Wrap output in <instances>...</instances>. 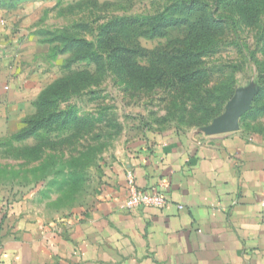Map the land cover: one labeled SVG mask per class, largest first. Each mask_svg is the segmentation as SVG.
I'll return each mask as SVG.
<instances>
[{
	"label": "rangeland",
	"instance_id": "374dc122",
	"mask_svg": "<svg viewBox=\"0 0 264 264\" xmlns=\"http://www.w3.org/2000/svg\"><path fill=\"white\" fill-rule=\"evenodd\" d=\"M182 1L191 0H0V194L24 217L56 222L86 206L98 176L143 134L204 132L241 110L239 127L264 135L260 25L226 30L215 52L204 56L208 75L200 96L217 112L209 119L194 107L195 93L181 99L166 83L128 85L110 67L105 32L125 24L110 35H119L130 62L166 68L164 51L186 27L161 23L152 31L151 23L182 18L176 7ZM174 5L173 15L160 16ZM223 10L220 16L232 12ZM220 90L232 93L218 111ZM39 115L58 121L36 130ZM72 117L78 121L67 123Z\"/></svg>",
	"mask_w": 264,
	"mask_h": 264
},
{
	"label": "crops",
	"instance_id": "0c3cea01",
	"mask_svg": "<svg viewBox=\"0 0 264 264\" xmlns=\"http://www.w3.org/2000/svg\"><path fill=\"white\" fill-rule=\"evenodd\" d=\"M97 179L56 222L1 193L0 264H264V135L143 134ZM130 180L167 206L123 209Z\"/></svg>",
	"mask_w": 264,
	"mask_h": 264
},
{
	"label": "trees",
	"instance_id": "16d2710c",
	"mask_svg": "<svg viewBox=\"0 0 264 264\" xmlns=\"http://www.w3.org/2000/svg\"><path fill=\"white\" fill-rule=\"evenodd\" d=\"M216 3V4H214ZM175 5L166 9L160 16L164 18L166 15H173L172 12ZM182 18L170 19L165 17L163 22L151 23V26L155 25L152 31H159L161 23L162 27L166 28L173 25V28L180 29L185 28L183 37L176 38L172 42V46L168 48L165 53L167 57L164 59L166 68L161 66L150 65L149 68H142L136 64L131 63L130 59L126 57L124 49V43L120 40L118 34L110 35L112 32H118L125 26L120 24L118 27H113L106 30L108 34L104 38V47L108 49L106 58L110 61V67H114V70L119 74L120 78L128 85H141V87H153L159 85H166L173 90L175 94L181 96L184 99L186 95L194 94L196 99L200 98V102H193V105H197L199 111H203L207 115V119L213 117L217 112L210 108L204 100L201 99V90L208 75V69L203 68V58L209 54L214 53L215 49L219 47L220 38H222L224 32L228 29H233L239 25L255 27L260 25L261 33H264V21L261 17L264 14V0H214L212 5L201 0L182 1L179 5H176ZM232 9L231 14L234 13L235 17L230 15L221 14V9ZM223 10V11H225ZM219 15V16H218ZM161 18V19H162ZM130 24L129 26H131ZM172 27L169 29L171 30ZM237 29V28H236ZM264 36V35H263ZM82 42L75 40L72 45L81 47ZM101 47V46H100ZM85 58L93 61L94 65L99 66V62L94 54L87 52ZM91 63V62H88ZM206 95L210 92L205 91ZM231 91H219V96L216 98V106L219 111L221 106L231 97ZM205 105V107H204ZM55 117H37V121L33 124L36 130L42 129L49 124H54L58 121ZM77 118L72 117L67 123H76ZM34 130V129H33Z\"/></svg>",
	"mask_w": 264,
	"mask_h": 264
},
{
	"label": "built area",
	"instance_id": "2783aa9c",
	"mask_svg": "<svg viewBox=\"0 0 264 264\" xmlns=\"http://www.w3.org/2000/svg\"><path fill=\"white\" fill-rule=\"evenodd\" d=\"M129 194L122 205L123 209L131 210L140 207L163 209L167 206L166 196L159 190H143L135 186L132 180L129 181ZM261 217L264 224V196L260 203Z\"/></svg>",
	"mask_w": 264,
	"mask_h": 264
},
{
	"label": "water",
	"instance_id": "95a60500",
	"mask_svg": "<svg viewBox=\"0 0 264 264\" xmlns=\"http://www.w3.org/2000/svg\"><path fill=\"white\" fill-rule=\"evenodd\" d=\"M242 111H235L221 116L212 125H210L204 132L206 134H215L220 132H229L238 127V119Z\"/></svg>",
	"mask_w": 264,
	"mask_h": 264
}]
</instances>
